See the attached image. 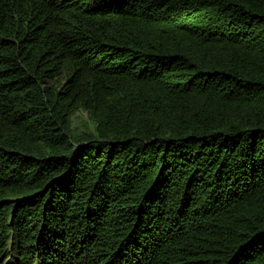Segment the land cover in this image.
<instances>
[{
  "label": "trees",
  "instance_id": "trees-1",
  "mask_svg": "<svg viewBox=\"0 0 264 264\" xmlns=\"http://www.w3.org/2000/svg\"><path fill=\"white\" fill-rule=\"evenodd\" d=\"M0 264H264V0H0Z\"/></svg>",
  "mask_w": 264,
  "mask_h": 264
},
{
  "label": "rangeland",
  "instance_id": "rangeland-1",
  "mask_svg": "<svg viewBox=\"0 0 264 264\" xmlns=\"http://www.w3.org/2000/svg\"><path fill=\"white\" fill-rule=\"evenodd\" d=\"M70 134L73 140L88 139L96 134V121L83 104H78L70 119Z\"/></svg>",
  "mask_w": 264,
  "mask_h": 264
}]
</instances>
